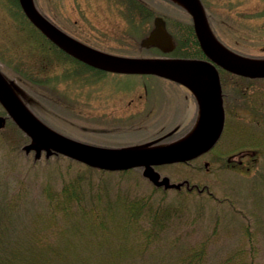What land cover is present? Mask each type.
<instances>
[{
	"label": "rangeland",
	"instance_id": "rangeland-1",
	"mask_svg": "<svg viewBox=\"0 0 264 264\" xmlns=\"http://www.w3.org/2000/svg\"><path fill=\"white\" fill-rule=\"evenodd\" d=\"M136 1L146 10L145 23L135 0H34L56 26L108 53L173 57L190 51L188 45L167 54L140 47L153 15L165 18L178 45L189 19L171 2ZM201 2L225 45L264 57V0ZM53 50L17 0H0V72L52 129L105 146H153L194 126L198 113L182 84L154 74L99 70ZM220 75L232 99L214 148L188 162L154 167L158 181L167 177L179 187L155 186L142 168L92 170L28 148L30 141L0 105V264H25L27 258L36 264H264V78ZM116 93L128 94L121 96L128 117L96 118L108 114L96 107L98 95L113 94L111 102L120 103ZM138 93L145 97L136 105ZM69 180H81L83 187L70 195L68 213L61 204L50 211L46 188ZM138 200L170 215L147 245L141 234L146 220L128 225L121 219L123 202ZM99 220L107 233L95 229Z\"/></svg>",
	"mask_w": 264,
	"mask_h": 264
},
{
	"label": "water",
	"instance_id": "water-1",
	"mask_svg": "<svg viewBox=\"0 0 264 264\" xmlns=\"http://www.w3.org/2000/svg\"><path fill=\"white\" fill-rule=\"evenodd\" d=\"M190 15L199 47L206 58L132 57L107 53L71 37L53 24L36 7L34 0H18L26 18L51 42L79 61L104 71L154 74L190 89L199 104L194 127L184 136L159 145L108 147L66 136L39 120L22 102L14 88L0 72V104L7 115L30 139L26 145L49 154H62L90 167L116 171L142 167L143 175L156 186L169 184L167 177L158 181L154 166L187 162L210 150L219 139L224 125L221 83L218 67L233 74L264 78V58L231 51L212 33L200 0H175ZM144 47L156 46L167 53L175 43L161 16L154 18L153 28L141 39ZM0 118V123H1Z\"/></svg>",
	"mask_w": 264,
	"mask_h": 264
},
{
	"label": "trees",
	"instance_id": "trees-1",
	"mask_svg": "<svg viewBox=\"0 0 264 264\" xmlns=\"http://www.w3.org/2000/svg\"><path fill=\"white\" fill-rule=\"evenodd\" d=\"M163 1H167V2H171L173 4H176L170 0H163ZM135 2L137 3V5L139 7H141L136 0H135ZM184 26H185V31L187 34L186 33L184 34V37H183L184 41H182L181 44L177 45L176 48L183 50V48L187 47V45H188L191 47L190 51H188L187 54H185V55L182 54V55H184V56H201L202 53L198 47L196 40L193 37L190 23L188 25L185 24ZM41 36H43V35L41 34ZM191 36L193 39H191ZM43 38H44V40H46L48 42V44L51 47V50L54 49L58 55H60L64 58H70V59L74 60L75 62H78L77 60H75L74 58L70 57L68 54L64 53L59 48H57L54 44H52L50 41H48L44 36H43ZM78 63H80V62H78ZM8 120L13 126H15V124L9 118H8ZM15 128L18 132H20L21 135H24L20 129H18L16 126H15ZM86 167L89 169H92V170L94 169V168L89 167V166H86ZM125 171H127V170H125ZM121 172H123V171H121ZM79 178H81V175H79ZM77 187H83L81 180H79L77 184H76V182L69 180L65 184H63V186L61 188H58V189L46 188L47 192L45 193V195H46V198L48 199V202L50 203L48 209L50 211L54 212L55 210H57L58 204H61V206H59V209H61V210L64 209L63 212H65V214L68 213L70 195L75 191V189ZM76 196H79L78 192H76ZM79 201L80 200H78V202ZM114 205H115V203L112 204V206H114ZM95 206H96V204L94 203L92 207H95ZM122 208H123V210H122L123 217L121 219L126 222L125 224L133 225V224H138L139 220H143V221L146 220V223H147L146 226L143 225V227L141 229V234L145 235L144 237H145V244L146 245L165 226L163 224V219H165V221H167L168 218H170V215H165V213H162L158 209H149L148 207H146V201L138 200V201H133V202L132 201L123 202ZM142 210H145V212H143V214H138ZM102 214L103 213H101V212H95V216L99 217V218H102ZM103 223L104 222H102V220L101 221L99 220L98 224H96V226H95L96 227L95 229H99L102 232L107 233L106 232L107 230L105 229L106 226ZM148 223H150V224H148ZM25 264H36V263H35L34 258H27Z\"/></svg>",
	"mask_w": 264,
	"mask_h": 264
},
{
	"label": "flooded vegetation",
	"instance_id": "flooded-vegetation-1",
	"mask_svg": "<svg viewBox=\"0 0 264 264\" xmlns=\"http://www.w3.org/2000/svg\"><path fill=\"white\" fill-rule=\"evenodd\" d=\"M127 1V4L129 5L130 3H129V0H126ZM129 9H130V7H129ZM137 10H138V13L143 17V16H145L146 14H145V9L143 8V7H139V8H137ZM156 15H153V18H152V26H153V23H154V21H153V19H154V17H155ZM188 18H189V23H190V25H191V19H190V17H189V15H188ZM142 22L143 23H145V19H144V17L142 18ZM166 22V21H165ZM191 29H192V26H191ZM192 34H193V37H194V39L196 40V38H195V35H194V32H193V29H192ZM71 35V34H70ZM73 37H77L76 39H78L79 37L78 36H75V35H72ZM172 36H173V34H172ZM82 42H84V43H86V44H89V43H87L86 41H84L83 39H81V38H79ZM191 39H193L192 38V36H191ZM173 40H174V42H175V45H177L178 44V41L175 39V37L173 36ZM182 41H184V38L181 40V41H179V42H182ZM196 42H197V40H196ZM90 45V44H89ZM139 45H140V42H139ZM92 46V45H91ZM154 48H156V47H154ZM158 49V48H157ZM200 58H204V56H203V54H201V56H199ZM220 71H224L225 72V70H223V69H221V68H219V72ZM191 95H192V98H193V103H194V105H195V107H196V109H197V107H198V103H197V99L193 96V94L190 92V91H188ZM221 93H222V101H223V107H224V111H225V122H224V129H223V131H225V126H226V112L228 111V109L229 108H227V105H228V103H229V101L232 99V97H229V96H227V94L228 93H226L225 91H221ZM113 95V94H112ZM112 95H108V94H99L98 95V97L96 98L97 99V101H98V103L96 104L97 106V108L99 109V110H102V109H104V111H106L108 114L107 115H98V116H96V118H98L99 120H105L106 122L108 121V120H110L111 119V121L110 122H113V120H118V121H121V119H123V118H125V117H128V116H124L125 115V109H123V108H125V105L124 104H122L123 102H122V100H121V96H122V98H123V96H128V94H122V93H119V94H114V96H115V98H116V100H118L117 102H119V101H121L120 103H112L111 101L114 99V97H109V96H112ZM101 96V97H100ZM142 97H145V94L144 93H138V95H137V97H136V99H134V98H132V99H134L136 102H137V104L136 105H138V103L140 102V101H142L143 99H142ZM142 99V100H141ZM135 105V106H136ZM129 116H132V115H129ZM223 133V132H222ZM172 134V133H171ZM174 134V133H173ZM176 135L177 134H175L174 136H172V135H170L169 134V136L168 137H170L169 139H166V140H171V139H174L175 137H176ZM246 153V152H245ZM251 154H253V153H251ZM227 159H229V158H227Z\"/></svg>",
	"mask_w": 264,
	"mask_h": 264
}]
</instances>
